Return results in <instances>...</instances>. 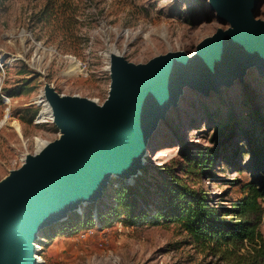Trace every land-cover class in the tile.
<instances>
[{"label":"rangeland","instance_id":"rangeland-1","mask_svg":"<svg viewBox=\"0 0 264 264\" xmlns=\"http://www.w3.org/2000/svg\"><path fill=\"white\" fill-rule=\"evenodd\" d=\"M47 2L0 0V182L28 154H35L38 139L54 141L61 134L55 121L39 118L43 103L37 101L46 85L59 94L101 105L112 84V52L134 64L169 52L192 54L204 38L231 27L211 9L209 0H72L67 7L77 10L71 40L60 20L38 21ZM257 18L264 20V2ZM257 68L249 66L242 77L236 75L218 91L183 87L177 104L149 138L138 173L147 189H156L166 168L185 175L184 149L223 147L216 132L224 130L222 141L227 139L232 160L215 162L216 177H186L220 204L229 206L243 196L245 184L253 178L252 151L237 123L251 114L259 126L258 119L264 120V72ZM120 178L110 179L103 198L83 203L80 210L39 230L35 242L39 264H237L248 254L247 243L239 250L223 245V254L214 252L213 246L192 242L188 232L173 223L127 226L119 219L104 225L95 206L111 200ZM91 205L93 221L79 219ZM260 229L264 237V213Z\"/></svg>","mask_w":264,"mask_h":264},{"label":"water","instance_id":"water-1","mask_svg":"<svg viewBox=\"0 0 264 264\" xmlns=\"http://www.w3.org/2000/svg\"><path fill=\"white\" fill-rule=\"evenodd\" d=\"M263 2L226 0L218 17L235 29L204 38L192 54L169 52L134 64L112 52L110 94L101 105L54 93L56 123L67 136L29 156L0 184V264H33L35 232L104 189L112 170L138 168L136 176L156 117L183 86L216 89L242 76L245 67L264 72V20L257 18ZM211 9L216 11L214 3Z\"/></svg>","mask_w":264,"mask_h":264},{"label":"trees","instance_id":"trees-1","mask_svg":"<svg viewBox=\"0 0 264 264\" xmlns=\"http://www.w3.org/2000/svg\"><path fill=\"white\" fill-rule=\"evenodd\" d=\"M69 3L72 0H48L38 13V21L51 24L54 19L60 20L62 26H66L62 28L66 38L72 40L74 31L70 25L76 22L77 9L68 8ZM2 99L0 92V103ZM251 116L237 125L242 128L240 134L246 137L252 151L253 178L245 184L243 196L232 200L229 206L216 202L203 187H194L196 183L188 179L191 175L199 178L204 174L216 177L212 173L215 162L232 160L227 139L222 141L225 131L218 130L216 140L223 147L218 145L194 152L183 150L185 161L181 173L184 176L174 168H166L153 191L145 187V178L140 174L132 179L116 180L111 200L95 206L96 217L107 226L119 219L127 226L177 224L188 232L192 242L213 246L214 252L222 254L223 245L228 250H239L247 243L248 254L240 257L237 264H264V237L260 229L264 213V120L258 119L259 126L257 117ZM93 210L94 206H89L79 219L84 217L92 222Z\"/></svg>","mask_w":264,"mask_h":264},{"label":"bare ground","instance_id":"bare-ground-1","mask_svg":"<svg viewBox=\"0 0 264 264\" xmlns=\"http://www.w3.org/2000/svg\"><path fill=\"white\" fill-rule=\"evenodd\" d=\"M226 0H209V5L211 7V5L214 3L216 5V12L217 14H219V7L225 2ZM220 3V4H218ZM230 28L232 29H235V26H231ZM200 44V43H199ZM118 52V51H117ZM175 52H180V51H175ZM119 53V52H118ZM120 55H122L121 53H119ZM111 55V54H110ZM253 67V66H251ZM249 68V67H245L242 69V76L244 75L246 69ZM112 69V66H110V70ZM258 69V68H257ZM263 72V71H261ZM240 76V77H242ZM184 87V86H183ZM183 87L180 89L179 93H178V98H179V95L181 93V90L183 89ZM197 89H200L202 90L201 88H197ZM210 89H214L216 91L219 90V88H213V87H210V88H207V89H204L203 91L205 92H208ZM54 93H58L56 91V89L51 86V85H46L45 88H44V91H42V93L39 95V101H37V103L40 105L43 103V111L41 110V113H40V117L41 116L43 117V120L45 121H49V120H53V121H57V111L55 109V106H54V103H53V94ZM110 94V92H109ZM68 96V95H67ZM72 98L74 97H80V98H83L81 96H78V95H75V96H70ZM178 98L176 99L175 102H169L168 105H167V109H166V112L164 114H161V115H158L156 117V124L158 123V121L161 119V118H165L166 116V113L167 111L169 110L170 107L174 106L177 104L178 102ZM86 99V98H85ZM92 101V100H90ZM92 102H95V101H92ZM96 103V102H95ZM97 104V103H96ZM42 120V121H43ZM157 126V125H156ZM61 127V126H60ZM61 130V134L59 136L58 139L54 140V141H45V140H42V139H38L37 141V149H36V152L35 153H38L40 154L42 151H44L46 149V147L50 144V143H53L57 140H60L62 139L63 137L67 136V133L65 132V130L63 129V127L60 128ZM147 154V148H143L142 151H141V157H140V161H144V156ZM34 155V154H33ZM32 155V156H33ZM31 156L30 154H28L26 156V158L24 159V161H26L28 159V157ZM24 163V162H23ZM18 168L16 169H13L10 174L5 178L3 179L0 184L4 183V182H7L9 179H11L14 175V172L17 170ZM138 171V168H131V169H128L126 171H120V170H112V172L110 173V176H120V177H125V178H128V179H132L134 176V173ZM104 193V189H100L99 192L97 194H95L94 196L92 197H88V198H83L79 203H76L74 206L68 208V210L66 211V214L65 215H62L60 218H55L49 222H46L44 223L43 225H41V228H43L44 226L48 225V224H51L57 220H60V219H63L66 215H68V213L70 211H73V210H80L81 208V205L83 203H88V202H91V201H97L99 198L102 197ZM55 220V221H54ZM38 231L35 232L34 234V237L32 238L30 244H31V258L33 260V264H39V260L35 254V249L37 248L36 246V238L38 237Z\"/></svg>","mask_w":264,"mask_h":264},{"label":"built area","instance_id":"built-area-1","mask_svg":"<svg viewBox=\"0 0 264 264\" xmlns=\"http://www.w3.org/2000/svg\"><path fill=\"white\" fill-rule=\"evenodd\" d=\"M1 89H2V87L0 86V90H1ZM4 98H5V101H6V100H7L6 97H4Z\"/></svg>","mask_w":264,"mask_h":264}]
</instances>
